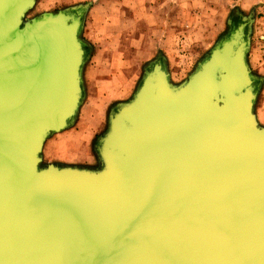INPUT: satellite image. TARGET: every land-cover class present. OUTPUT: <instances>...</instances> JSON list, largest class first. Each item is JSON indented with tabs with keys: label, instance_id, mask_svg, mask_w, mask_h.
<instances>
[{
	"label": "water",
	"instance_id": "water-1",
	"mask_svg": "<svg viewBox=\"0 0 264 264\" xmlns=\"http://www.w3.org/2000/svg\"><path fill=\"white\" fill-rule=\"evenodd\" d=\"M0 0V264H264V126L252 15L174 84L153 61L97 166L42 164L83 100L88 4L26 19Z\"/></svg>",
	"mask_w": 264,
	"mask_h": 264
},
{
	"label": "rangeland",
	"instance_id": "rangeland-1",
	"mask_svg": "<svg viewBox=\"0 0 264 264\" xmlns=\"http://www.w3.org/2000/svg\"><path fill=\"white\" fill-rule=\"evenodd\" d=\"M82 4H88L80 33L86 53L82 72L98 52L103 61L96 64L107 71L106 80L111 81L107 89L112 85L115 91L123 92L122 98L103 106L102 95H96V90L87 93L88 80L82 73L81 106H90L89 112L101 117L103 123L92 145V166L98 165L96 146L109 114L132 97L150 64L160 60L171 82L179 84L227 32L229 20L237 22L241 16L252 15L247 62L251 73L261 79L258 95L264 89V0H36L26 19ZM54 135L57 133L50 137ZM46 163L42 158V164Z\"/></svg>",
	"mask_w": 264,
	"mask_h": 264
},
{
	"label": "crops",
	"instance_id": "crops-1",
	"mask_svg": "<svg viewBox=\"0 0 264 264\" xmlns=\"http://www.w3.org/2000/svg\"><path fill=\"white\" fill-rule=\"evenodd\" d=\"M112 53L113 59H116V53ZM91 59V65L83 72V78H87L88 80L87 93L90 94L93 90H96V95H102L100 99L103 106L115 98H122V91H115L112 85H110V89H107V85L111 84V81L109 82V79L106 80L105 74L107 71L98 66L103 61L102 55L97 52ZM262 93L264 94V89L258 95L255 104V116L258 123L264 126V102L262 100ZM89 108L90 106L88 105L84 107L82 105L73 125L57 133V135L49 137L45 141L42 148V158L47 163L81 166H92L94 164L95 155L94 152L92 154L91 149L93 142L102 131L103 123L101 117L89 112Z\"/></svg>",
	"mask_w": 264,
	"mask_h": 264
}]
</instances>
